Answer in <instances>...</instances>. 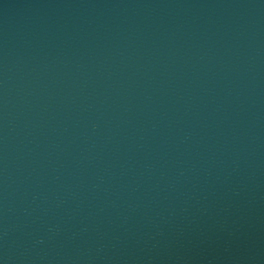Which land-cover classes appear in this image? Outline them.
Masks as SVG:
<instances>
[{
    "label": "water",
    "instance_id": "water-1",
    "mask_svg": "<svg viewBox=\"0 0 264 264\" xmlns=\"http://www.w3.org/2000/svg\"><path fill=\"white\" fill-rule=\"evenodd\" d=\"M0 264H264V0H0Z\"/></svg>",
    "mask_w": 264,
    "mask_h": 264
}]
</instances>
